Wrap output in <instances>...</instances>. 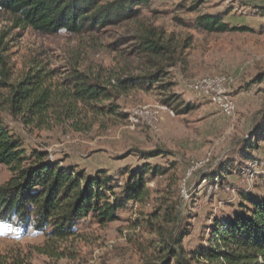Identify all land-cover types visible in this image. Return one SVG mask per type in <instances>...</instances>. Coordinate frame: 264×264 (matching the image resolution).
Returning a JSON list of instances; mask_svg holds the SVG:
<instances>
[{
	"label": "rangeland",
	"instance_id": "obj_1",
	"mask_svg": "<svg viewBox=\"0 0 264 264\" xmlns=\"http://www.w3.org/2000/svg\"><path fill=\"white\" fill-rule=\"evenodd\" d=\"M203 14L218 15L237 29L202 30L198 18ZM150 29L165 42L171 40L173 53L153 57L140 51V36ZM0 41L10 82L35 62L54 71L56 81L74 67L113 81L143 77L159 63L170 72L168 81L172 82L166 88L159 85L162 83L151 88L144 83L123 92L118 104L124 115L88 113L77 120L52 119L36 127L9 110L3 112L5 124L21 138L28 154L45 151L49 158L72 164L86 175L105 172L114 182L122 183L125 172L141 164L164 170L153 177L149 173L148 186L153 192L145 207L132 203L118 211V220L106 225L91 215L77 227L78 235L66 241L0 226V257L8 263L148 264L160 258L153 245L158 237L141 219L156 198L171 195L183 200L185 214L190 213L191 234L184 240L190 252L209 244L214 218L230 213L244 192L264 198V141L251 160H245L240 169L236 167L243 161L240 143L264 110V82H255L259 74L264 75V0H148L135 19L80 34H44L18 26L10 14L0 11ZM2 69L0 65V72ZM207 75L225 76L232 83L237 101L233 116L223 115L192 90L191 83ZM2 79L0 75V82ZM7 92L0 83V96ZM172 94L177 96L176 102L164 103ZM187 104L191 105L188 109ZM144 105L157 112L155 127L135 115ZM157 146L174 154L144 158L134 151H151ZM197 162L206 163L184 181ZM223 163L235 166L224 183L204 179ZM11 175V170L0 164V184Z\"/></svg>",
	"mask_w": 264,
	"mask_h": 264
},
{
	"label": "trees",
	"instance_id": "obj_2",
	"mask_svg": "<svg viewBox=\"0 0 264 264\" xmlns=\"http://www.w3.org/2000/svg\"><path fill=\"white\" fill-rule=\"evenodd\" d=\"M146 1L0 0V11L10 14L18 26L32 27L44 34H80L133 20ZM198 27L208 32L237 29L213 14L199 16ZM140 38V51L153 57L173 53L171 40L165 42L153 29ZM3 50L0 41L3 68L0 83L8 89L6 96H0V164L6 165L12 175L0 184V226L20 234L34 231L45 234L51 241H66L78 235L77 227L91 215L99 224L106 225L118 220V211L132 203L145 207L153 192L148 186L149 173L150 177L164 174L160 167L146 163L129 168L125 180L119 184L105 172L86 175L72 164L64 165L49 158L45 151L33 150L28 154L2 114L9 110L36 127L52 119L77 120L88 113L124 115L118 104L123 92L144 83L150 88L155 83L170 87V72L157 63L143 77L127 76L113 81L100 73L74 67L56 81L54 71L35 62L19 79L10 82L3 66L6 64ZM255 82H264V75L259 74ZM176 97L172 94L164 103H175ZM189 107L187 104L186 109ZM259 114L249 136L240 143L243 161L237 163L239 169L264 141V110ZM134 151L144 158L174 154L163 146ZM233 167L223 163L213 173L205 174L204 179L212 182L217 179L222 184ZM182 204L180 198L164 196L161 200L156 198L150 212L144 213L141 221L149 225L151 234L157 235L153 245L160 254L158 260L148 264H264V198L252 191L244 192L230 213L214 218L209 244L191 252L184 246L185 238L191 234L190 213L185 214ZM0 264L10 263L0 257Z\"/></svg>",
	"mask_w": 264,
	"mask_h": 264
},
{
	"label": "built area",
	"instance_id": "obj_3",
	"mask_svg": "<svg viewBox=\"0 0 264 264\" xmlns=\"http://www.w3.org/2000/svg\"><path fill=\"white\" fill-rule=\"evenodd\" d=\"M232 86L230 80L225 76H202L191 83V88L196 94L209 100L217 110L226 116H233L237 110V101L232 93ZM168 111L173 114L172 108L169 107ZM136 114L138 117L140 116L146 119L152 126H156L157 112L149 106L144 105L138 107L135 112V115ZM205 163L206 162H197L195 166L188 171L184 181L189 179L194 170L202 167Z\"/></svg>",
	"mask_w": 264,
	"mask_h": 264
}]
</instances>
